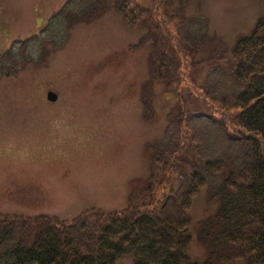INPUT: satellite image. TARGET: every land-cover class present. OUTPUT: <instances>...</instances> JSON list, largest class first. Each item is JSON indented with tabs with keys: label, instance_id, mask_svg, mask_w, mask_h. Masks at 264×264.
<instances>
[{
	"label": "trees",
	"instance_id": "obj_1",
	"mask_svg": "<svg viewBox=\"0 0 264 264\" xmlns=\"http://www.w3.org/2000/svg\"><path fill=\"white\" fill-rule=\"evenodd\" d=\"M190 1L152 0L146 8L138 0H69L55 16L68 31L113 9L143 30L129 49L150 46L144 122L155 120L158 98L175 103L163 135L146 146L149 176L133 187L127 208H92L71 220L0 216V264H116L127 256L133 264H197L189 212L203 188L219 204L205 222L204 264H264V17L229 51L206 18L187 12ZM34 39L0 56L2 75L34 60ZM179 177L189 186L174 191Z\"/></svg>",
	"mask_w": 264,
	"mask_h": 264
},
{
	"label": "rangeland",
	"instance_id": "obj_2",
	"mask_svg": "<svg viewBox=\"0 0 264 264\" xmlns=\"http://www.w3.org/2000/svg\"><path fill=\"white\" fill-rule=\"evenodd\" d=\"M60 2L2 0L0 54L40 33ZM187 12L207 18L209 32L232 48L264 17V0H191ZM52 28L59 37L36 49L39 64L0 78V214L70 220L89 208L122 211L132 186L149 174L146 143L162 134L174 99L158 98L157 119L144 122L139 90L149 46L129 50L144 31L128 29L113 9L73 27L66 41L57 22ZM48 91L58 94L57 103L47 101ZM180 188L177 179L172 189ZM217 208L206 188L193 200L189 256L197 264L208 259L202 237ZM116 264H133V257Z\"/></svg>",
	"mask_w": 264,
	"mask_h": 264
},
{
	"label": "water",
	"instance_id": "obj_3",
	"mask_svg": "<svg viewBox=\"0 0 264 264\" xmlns=\"http://www.w3.org/2000/svg\"><path fill=\"white\" fill-rule=\"evenodd\" d=\"M47 99L51 102H55L58 99V96L54 92H48Z\"/></svg>",
	"mask_w": 264,
	"mask_h": 264
},
{
	"label": "flooded vegetation",
	"instance_id": "obj_4",
	"mask_svg": "<svg viewBox=\"0 0 264 264\" xmlns=\"http://www.w3.org/2000/svg\"><path fill=\"white\" fill-rule=\"evenodd\" d=\"M54 1H56V0H50V1H46V2H54ZM0 2L2 3V0H0Z\"/></svg>",
	"mask_w": 264,
	"mask_h": 264
}]
</instances>
